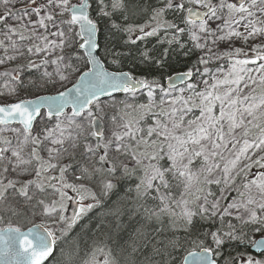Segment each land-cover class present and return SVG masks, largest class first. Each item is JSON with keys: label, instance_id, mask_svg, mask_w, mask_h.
<instances>
[{"label": "snow or ice", "instance_id": "snow-or-ice-1", "mask_svg": "<svg viewBox=\"0 0 264 264\" xmlns=\"http://www.w3.org/2000/svg\"><path fill=\"white\" fill-rule=\"evenodd\" d=\"M57 251L264 264V0H0V264Z\"/></svg>", "mask_w": 264, "mask_h": 264}, {"label": "trees", "instance_id": "trees-1", "mask_svg": "<svg viewBox=\"0 0 264 264\" xmlns=\"http://www.w3.org/2000/svg\"><path fill=\"white\" fill-rule=\"evenodd\" d=\"M178 67H179V66H178ZM77 231H78V229H77ZM75 234H76L75 232L72 233V234H70V239H69L68 241H64V242L60 245V247L64 248L66 251L69 250V249H70V245H71V243H72V239H71V237H74ZM58 262H60V264H62V262H61V258H60V254H59V252L57 251V252L55 253V258H54V259H53V258H50L49 261L46 262V264H58Z\"/></svg>", "mask_w": 264, "mask_h": 264}, {"label": "rangeland", "instance_id": "rangeland-1", "mask_svg": "<svg viewBox=\"0 0 264 264\" xmlns=\"http://www.w3.org/2000/svg\"><path fill=\"white\" fill-rule=\"evenodd\" d=\"M239 43H240V42H239V41H237V45H238V46H239Z\"/></svg>", "mask_w": 264, "mask_h": 264}]
</instances>
